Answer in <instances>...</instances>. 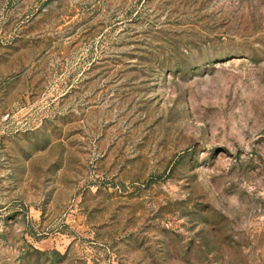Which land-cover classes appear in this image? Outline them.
I'll return each mask as SVG.
<instances>
[{"label":"rangeland","instance_id":"rangeland-1","mask_svg":"<svg viewBox=\"0 0 264 264\" xmlns=\"http://www.w3.org/2000/svg\"><path fill=\"white\" fill-rule=\"evenodd\" d=\"M0 264H264V0H0Z\"/></svg>","mask_w":264,"mask_h":264},{"label":"built area","instance_id":"built-area-1","mask_svg":"<svg viewBox=\"0 0 264 264\" xmlns=\"http://www.w3.org/2000/svg\"><path fill=\"white\" fill-rule=\"evenodd\" d=\"M2 232V225H1V221H0V233Z\"/></svg>","mask_w":264,"mask_h":264}]
</instances>
